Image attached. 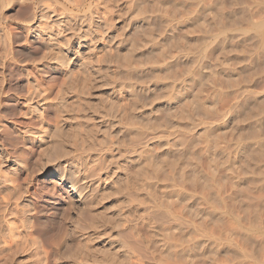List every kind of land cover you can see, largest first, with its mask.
Returning <instances> with one entry per match:
<instances>
[{
	"label": "rangeland",
	"instance_id": "1",
	"mask_svg": "<svg viewBox=\"0 0 264 264\" xmlns=\"http://www.w3.org/2000/svg\"><path fill=\"white\" fill-rule=\"evenodd\" d=\"M177 1L184 2L183 8L177 9L175 5ZM212 1L214 2V0H85L83 7L78 9L76 7L78 5L77 0H27L25 4L14 1V4H11L10 7L5 9L6 11L2 12L4 18L2 26L9 35V42L5 43L7 45L0 42V84L3 87V93L0 97V144L13 158L20 160L23 167L29 168L30 173L25 172L24 168L23 173L18 178L12 175L6 167H1L0 181L7 182L6 184L8 182L17 183L22 186L29 183L31 186L29 199L33 202L34 208H37L42 200L45 202L47 207L46 217H51L55 210H59L60 203L63 208L70 206L71 211L68 212L64 224L58 227L61 233L59 237L62 238V234L65 237L60 239L59 237L53 238L52 234L35 233L34 236L39 239L37 251L26 253L23 251L22 245L14 247L12 243L9 247L0 248V264H25L21 261L26 259L28 261L36 260L37 264H113L115 260L114 264H176L171 248L174 243V224L176 220L174 218V203H172L174 181L172 163L170 164L172 158L170 157L173 156L171 154L173 153V125L175 124L173 113L178 107L177 105L183 103L189 95L190 74L185 70L187 65L186 56L195 38L199 37L202 41L205 36L213 35L216 30V26H214L216 20H220L224 16L223 19H226V16L228 18L230 14H233L231 18L238 21L240 30L231 34L228 33V35L235 34L233 36L239 41L247 43H251L250 41L254 37L253 30L251 31L252 28L250 27L251 22L248 18L249 13L251 15L255 7L258 6L256 0H215L220 9L218 8V11H216L217 9L213 10L214 13L208 14L205 3ZM61 5H64L63 7L67 9L64 16L62 15L63 17H60ZM31 13H34L35 20L30 26L27 21ZM185 19L190 21L188 23L191 25V30L194 31L190 30L192 37L189 36L190 34H185L188 30L186 24L178 23L177 25L178 20L182 22ZM198 23L203 27L200 30H194V25L197 26ZM217 23L219 25V21ZM224 23L229 24V22ZM29 27H39V29L48 32L42 34L39 31L33 34L28 31ZM46 27L49 30L43 29ZM220 27H222V23H220ZM66 40L72 42V50L69 59H67L71 63L69 67L62 69L63 66H59V63L54 59L56 56L48 55L45 47L49 43L56 47H62L63 43L67 42ZM132 44H136L133 45L134 49L131 53V57L134 59H132L134 66L131 67L133 72L131 70L126 71L128 69L124 68L118 58L129 54V48ZM159 54L161 58L158 57ZM176 57L180 60L179 64L174 66L175 64L173 65L172 62L174 63ZM205 62L206 69L201 75L202 85L206 86L208 92L210 88L211 90L216 88L218 90L220 81L223 79L222 58L219 52H216L213 57ZM262 62L264 63V60ZM165 64H171L168 72L170 75L167 73H165L167 75H163L162 70L159 69L160 65ZM262 75L264 73L261 74V78H264ZM129 85L138 91V101L142 107L143 122H141L145 124L141 129V147L143 145V147L148 146L149 151H146V153H148V156H152L155 162L159 163L166 158V162L164 160L163 165H160V172L165 175L160 177L162 176L160 174L159 176V180L162 179L158 183V185L160 184L161 194L159 192L158 196L154 197L155 199L153 198L154 200L151 199V196L149 198L146 192V194L139 192L137 195L141 196L133 195L134 198L132 197L131 202L126 200L127 203H124V206L121 205L122 207L119 208V213L113 221V229L107 228V225L104 226L103 218H101V221H97L98 213H101L102 215H99L104 217V214L108 211V204L112 202L110 199L105 198L104 195L108 192L105 193V191L111 186L110 189L112 190L110 191L114 192L116 185L117 188L119 185H124V181H126L124 177H129V179L132 177L128 180L129 182L133 181L135 169L133 166L128 167L125 161L119 158L120 161H117L115 165L118 170L114 169V173L112 170L110 172L108 157H115L117 152H113L114 155L110 153V156L108 154L104 156L101 148L110 144L121 145L122 143L126 144L127 141V144L129 143L128 139H122L116 122L122 119L125 107L129 106V109L130 105L132 107L133 103H131L129 93L127 94L126 91ZM28 86L38 87L46 92L51 91L52 94L49 95V100L53 99L56 91L61 88L66 90L81 89L82 94L79 96L73 94L64 96L62 104L64 102V105H66L73 100H77L76 105L80 106L79 109L87 110V117L85 116L83 120L86 119V122H88L86 124L96 130L91 143L84 140L86 137H84L83 131L82 134L84 135L80 134L81 137H78L76 142L74 139L71 141L70 138L64 136L66 137V139L63 138L64 150L68 154H72H70L72 164L62 163L61 166L66 167L65 169H68L75 176L72 180L74 184L67 185L65 193H61V195L56 193L57 184L54 183L55 180L51 179L48 182L37 171L38 165L36 162L39 160L38 152L41 148L39 149L40 144L36 142L35 138L41 134L35 133V130L39 129L41 123L36 117L27 115L26 88ZM250 86L254 94L264 96V79H260ZM211 93L214 92L211 91ZM182 99L184 100L182 101ZM45 105L39 109L42 117H44L47 108L50 109L47 107L49 103ZM88 105L92 107L89 108ZM102 106L104 109L101 108ZM94 112H98L99 115L103 114V116L105 113L115 116L113 117V123L117 127L113 126V123L111 126L107 118V120L103 119L101 121L99 120L101 116L98 117L99 115H97V119ZM77 114L79 115V112ZM45 115L44 118L52 122L51 114ZM24 128H31L33 133L26 134V139H21L14 129L25 131ZM34 134L36 135L34 136ZM137 147H140V145ZM74 148L75 151H73ZM137 149L139 150V148ZM150 156L149 158H151ZM35 163L37 166L34 165ZM28 165L31 167H28ZM41 165L43 163L39 164V166ZM120 169L125 170L122 172ZM147 171H150L147 172L150 176L152 170ZM65 172H60V174L64 175ZM66 177L68 176L66 175ZM70 185L72 186L70 187ZM79 187H82L81 190L84 191L78 190ZM75 191H78V196ZM2 193H0V198L4 197V193ZM83 201L88 202L89 207L87 210L82 206ZM95 210L97 213L93 212ZM102 211L105 213L103 214ZM154 211L157 215L156 220L152 219ZM119 218L120 220H118ZM6 219L11 220L14 224L13 215L8 214ZM154 221L158 225V232H161L158 233V235L160 234L158 241L161 242L159 241L160 243L158 242L157 247L154 246L155 248L150 245L151 238H153V228L151 227H153ZM91 228H96L93 233H91ZM99 229H101L100 232L97 231ZM106 231L110 239L105 237ZM17 232L20 233L18 240L23 242L24 232L22 228H18ZM116 233L117 236H115ZM91 234L98 237L101 235L99 239H103L104 244L91 242L89 240L92 237ZM102 234L105 236L102 237ZM58 238L59 241L62 240L61 244L56 242ZM10 241L14 242V236ZM95 244L99 247L103 245L104 248L106 245L109 246L104 250L102 249L103 253H101V248L99 249ZM90 248L94 251L93 253H89L91 252ZM107 248H109V252L106 251ZM80 251H83L81 255L85 254V260L83 256L80 257L82 258L80 260ZM104 252H108V254L106 253V255ZM89 254H93V257L97 260L90 261L91 255L89 256ZM108 256L109 259L107 260Z\"/></svg>",
	"mask_w": 264,
	"mask_h": 264
},
{
	"label": "bare ground",
	"instance_id": "2",
	"mask_svg": "<svg viewBox=\"0 0 264 264\" xmlns=\"http://www.w3.org/2000/svg\"><path fill=\"white\" fill-rule=\"evenodd\" d=\"M14 1L19 4H25L27 2V0H0V42H4V44L9 42V35L2 26L4 19L2 12L6 11L5 9L10 7L11 4H14ZM77 2L78 5L76 7L80 9L83 7L85 0H77ZM256 2L258 6L257 8L255 7L254 11L252 10L253 12L251 15L249 13L248 18L249 22H251V31L253 30L254 33H252L254 35V37L252 36L253 40L250 38L251 36L248 37L251 39V43L239 41L233 36L235 34L228 35V33L231 34L240 30L238 27V21L231 18L233 17V14H230L228 18L226 16V19H223L224 16L220 20H216L214 25L216 26V30L213 35L205 36L202 41L199 37H194L195 40L192 38L193 44L186 56L187 65L185 70L190 74L189 95L186 100L182 99V101L184 100L183 103H179L180 105H177L178 107L176 106L177 108L173 113V120L175 123L173 125V153H171L173 156L171 155L172 157H170L172 158L170 164L172 163V176L174 181L172 203H174V218L176 220L174 224V243L171 247L173 251H171L176 264H264V96L254 94L252 87L250 86L258 80L264 79L261 78V74L264 73V63L262 62V60H264V0H256ZM183 4L184 2L177 1L175 5L177 9H179L183 8ZM63 6L62 9L59 10L62 11L61 13L59 12L60 17H63L67 11ZM205 6L208 14L214 13L212 12L213 10L215 11L217 9L216 11H218L220 9L215 0L214 2L205 3ZM223 6L225 5L223 4ZM29 15L30 17L29 19L27 18V22L31 26L35 17L34 13ZM178 21L181 22V20ZM178 21L177 25L178 23L187 25L188 30L185 34H190L189 36H191V25L188 23L190 21L188 19H185L181 23ZM217 21H219V25ZM224 22H229V24L226 25ZM220 23H222V27H220ZM194 27V30H200L203 26L199 24L197 26L194 25ZM43 29L49 30L47 27ZM28 31L33 34H36V32L39 31L42 34L48 32L43 31L41 28L39 29V27H29ZM191 31H193V29ZM63 45L62 47H56L49 43L45 48L47 54L50 56L55 55L56 58L54 59L59 63V66H63L62 69H66L71 63H69L67 59H69L72 50V42L69 40L66 43H63ZM133 45L136 44H132V47L130 46V48L128 47L129 54L120 56L121 58L118 57L120 63L124 65V68L128 69L126 71L131 70V67L134 66L132 61L133 58L131 57V53L134 49ZM216 52H219V55L222 58L223 66H220H222L223 79L220 81V87H218V90L217 88L211 90L209 87L210 91L208 92L206 86L202 85L201 75L206 69L205 61L213 57ZM162 54L164 53L162 52ZM160 56L161 55L159 54L158 57ZM179 60L180 59L176 57L172 64H175L174 66L178 65ZM170 65H160L159 69L162 70L161 72L163 75L168 74L171 67ZM262 76L264 77V75ZM126 91L127 94L129 93L128 95L133 104L132 107L130 105V109L129 106L125 107V113H123V116L121 115L122 119L116 122L118 124L117 126L120 128H118V132L121 133L120 135L122 139H128L129 143L127 144V141L125 142L126 144H115L116 146L110 144L107 147L104 146V148H100L104 156H107V154L110 156V153L117 152L115 157H108V169L110 172L111 170L113 171L118 168L115 167V165L117 161H120L119 158H122L128 167L133 166L135 174H133V181L129 182L132 177L130 179L129 177H124V179L126 178L124 185H119L118 188L116 185L115 189L112 186L114 192L110 191L112 190L110 189L111 186L107 190V187L105 188V193L108 192L104 196L112 202L107 206V213L104 212V214L102 211L104 217H101L99 215L101 213H98L99 216L97 215V221H101V218H103L102 221L105 222L104 226L107 225V228H113V221H115L117 213H119V208L122 207L121 205L124 203H127L126 200L131 202L133 195H137L139 192H146L148 197H152L151 199H153L158 196L159 192L161 194V191L159 190L160 184L158 185L160 180H162H159L160 174L162 175L160 172V165L166 159L161 160L159 163L155 162L153 161L152 156L149 155L151 157L149 158L148 153H146V151H149L148 146L143 147V145L141 147V129L144 127L145 123H142V107L138 101V91H136L131 85L127 86ZM211 91L214 93H211ZM2 93L3 87L2 84H0V97ZM51 94V91L46 92L38 87L28 86L26 88V112L27 115L36 117L39 120V123H41L40 127L38 126L39 129L35 130V133L41 134L39 137L35 138L36 142L40 144L38 146L39 149H41L38 152L39 160L36 162L38 166L36 163L34 165L38 167L37 171L45 180L48 182L51 179L55 180L54 183L57 184L56 193H60L59 195H61V193H65L66 186L73 183L72 180L75 176L68 169H65L66 167L61 166L62 163L70 164L72 159L70 156L71 153L68 154L67 151L64 150L63 138H70L71 141L74 139L76 142L78 137H81L80 134L84 132V137L87 138H84V140H88L91 143L96 130L86 124L88 123L86 122V119L83 120L86 116L87 110L79 109L80 106L76 105L77 100L70 101L71 103L68 102L69 104L65 103L66 105H64V102L62 104L64 96L66 97L70 94L79 96L82 94L81 89L66 90L65 88H61L56 91L55 97L49 100L48 97ZM46 103H49V106L47 107L50 109L47 108L45 114H51L52 122L44 118L46 116L45 114L44 117L40 114L39 109ZM101 108H103V106ZM78 112L79 115L77 114ZM97 113H95L96 115L94 114L97 119L100 116L99 120L101 121L107 118L112 126V123L114 122L113 117L115 116L107 113L103 116V114L99 115ZM97 115L99 116L97 117ZM78 117L82 120H79ZM113 126L116 125L114 124ZM83 127L85 128V131ZM24 129L25 131L14 129L21 139H26V134L33 133L31 132V128ZM84 134H82V136ZM35 135L36 134H34V136ZM44 135L47 136L45 137ZM92 145L94 144L92 143ZM139 145L140 147H137ZM135 147L139 148V150ZM73 151H75V148ZM41 163H43V165L39 166ZM106 164L108 163L106 162ZM1 167H6L12 175L18 178L21 176L23 169L25 168L20 160L13 158L0 144V168ZM28 167L31 166L28 165ZM28 170L29 168H25L24 171L29 174L30 172ZM147 170H152L150 176H148L150 171L148 172ZM60 172H65V174L61 175ZM66 175L68 177H66ZM163 175L160 177H163ZM122 181L121 183H123ZM6 183L0 181V193H4H2L4 197L0 198V248L6 246L9 247V245L13 243L14 247L22 245L23 251L28 253L29 251L38 250L39 239L34 236L35 233L44 235L52 234L53 238L59 237L61 233L58 230V227H60L61 224H64L68 212L71 211V207L67 206L66 208H63L60 203V209L55 210L51 217H46L45 213L47 207L45 206V202L42 200L40 205L37 208H34L33 202L30 201L29 196L31 186L29 183H26V185L24 184L25 186L17 183L13 184L12 182V184L9 182L8 184ZM71 186L72 185H70V187ZM81 188L82 187H79L78 190H81ZM77 192L75 191L76 195L78 194ZM82 206L87 210L89 207L88 202L85 201ZM93 212L95 213L96 210ZM8 214H11V216L13 215L14 224L11 220L6 219ZM152 215V219L156 220L157 215L155 214V211ZM118 220H120V218ZM18 228H22L24 232L23 242L18 240L20 238V233L17 232ZM151 228H153V230L151 229L153 231V238H151L152 241H150V245L157 247L158 242L160 241H158L160 235H158V233L161 232H158L159 228L156 221H154V225ZM94 229L91 230V233H93ZM101 229L97 231L100 232ZM107 233L108 232L106 231V236L102 234V237L105 236L110 239V236H108ZM96 234L98 235V233ZM117 235L118 234L116 233L115 236ZM13 236L14 242L10 241ZM62 236L65 237L63 234ZM91 236V238L89 237L91 242L93 241V243L104 244V240L99 239L101 235L98 237L91 234ZM59 238L62 239L61 237ZM59 238L58 241L56 239V242H60L61 244L62 240L59 241ZM106 241L108 240L106 239ZM96 246L99 247V245ZM100 246L99 249L101 248L100 250H104L109 245H106L105 248L103 245ZM108 249L109 248H107L106 251H108ZM103 250L101 253H103ZM90 251L91 252L89 253L94 252L91 248ZM108 252H104V254H108ZM82 253L83 251H80L79 258L83 256L84 259L85 254L81 255ZM90 255L91 254H89V256ZM91 256V259H89L93 262L95 257H93V254ZM109 256L107 257V260L109 259ZM97 258H99V256ZM112 258L113 257L111 256V259ZM81 259L82 258H80V260ZM98 260L100 261V259ZM37 262L39 261L37 260ZM21 263L37 264L36 260L28 261L27 259L21 261Z\"/></svg>",
	"mask_w": 264,
	"mask_h": 264
}]
</instances>
